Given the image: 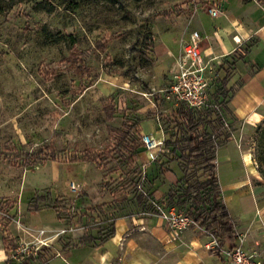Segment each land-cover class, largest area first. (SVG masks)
I'll use <instances>...</instances> for the list:
<instances>
[{"label":"rangeland","instance_id":"1","mask_svg":"<svg viewBox=\"0 0 264 264\" xmlns=\"http://www.w3.org/2000/svg\"><path fill=\"white\" fill-rule=\"evenodd\" d=\"M210 1L0 0V232L9 237L20 233L30 242L45 230L50 241L42 248H50L30 256L29 264H48L69 250L78 258L76 231L100 241L113 235L118 217L131 223L157 218L156 206L187 211L174 202L183 175L178 150L165 142L175 139L171 114L176 107L155 93L172 62L170 56H158L155 47L163 43L172 59L178 56L194 15L210 13ZM215 3L220 15L235 11L247 22L263 9L264 0ZM176 6L182 13H176ZM253 44L250 39L234 54V66ZM213 64L217 73L224 68ZM230 71L229 79L235 67ZM222 91L226 101V87ZM220 111L217 119L222 120L208 131L217 140L226 136V142H234L229 147L236 149L238 161L235 173L219 165L218 176H245L240 190L263 217L264 118L248 129L223 106ZM146 127L164 139L154 161L142 146ZM86 153H99L98 160H83ZM51 157L57 161L47 160ZM201 171L194 170L199 181L204 180ZM31 172L53 175L54 181L28 198L27 190L22 195L23 177ZM221 188L225 198L235 201L230 185ZM38 195H44L39 213L32 211ZM57 219L59 225L48 226ZM194 226L199 228H189ZM166 229L174 240L182 239L184 231ZM235 230V243L242 240L243 246L246 232L238 223ZM58 239L61 249L54 247ZM263 252L254 258L264 259Z\"/></svg>","mask_w":264,"mask_h":264},{"label":"crops","instance_id":"2","mask_svg":"<svg viewBox=\"0 0 264 264\" xmlns=\"http://www.w3.org/2000/svg\"><path fill=\"white\" fill-rule=\"evenodd\" d=\"M215 1H210L208 9H217ZM176 9V13L183 11L178 6ZM193 19V27L185 37L197 31L202 56L205 59L213 58L218 65H222L224 68L227 66L226 62L230 60L231 55L239 52L250 39L254 40V44L243 60L234 66L235 71L231 78H227L223 83L229 97L226 101L221 98L224 101V112L242 121L244 128L250 129L252 125L264 118V3L263 9L259 13H254L247 22L241 19L238 12L235 11L224 15L218 13L217 16H212L210 13L203 15L199 12V14L194 15ZM234 36L239 38L240 43L234 41ZM155 50L158 56H170V63L177 57L172 59L173 53L163 43L156 45ZM248 65L249 67L245 69ZM224 68L219 73L221 79L225 76ZM169 69L163 87L158 88L155 92L157 98L164 102L167 101L162 98L158 91L167 85ZM236 82L239 85L230 93V89ZM213 87L211 85L209 88L210 95L214 94ZM153 105L155 106V104ZM143 133L159 137L152 127L144 128ZM232 143L234 142H225L217 150V176L219 165L225 166L226 169L224 170H229L228 173L236 172L237 151L230 149L229 146ZM220 153L224 158L221 162L219 161ZM245 157L247 156L245 155ZM51 162L54 163L55 161L51 160ZM244 177L234 174L232 178L226 177V180H223L218 176V181L221 193L223 192L222 185H230L233 189L235 201H232L231 198L228 200L222 193L223 202L234 225L236 226L238 223V228L246 232L243 250L254 256L264 249V216L259 217L256 214L255 203L245 190H240L246 185ZM53 181V175L26 173L23 177L22 195L27 190L28 198H32L37 191L36 188L47 187L46 185ZM229 196L231 197L232 193ZM38 210L37 208L32 211L39 213ZM52 221L48 226L54 227L61 223L58 219ZM165 225L159 217L141 219L137 223H131L127 218L118 217L114 220L113 235L100 241L87 235L83 230L76 231V238L81 244L76 250L79 253L78 258H75L72 250L71 252L69 250L64 253V256L49 259L48 264H230V261L221 257L215 250L206 249L205 245L210 238L202 231V228L195 226L188 228L182 234V239L174 240L172 233L166 229ZM23 238L20 233L9 237L8 233L0 232V264H5L19 242H25ZM235 242L236 239L234 243H225V246L236 244ZM55 246L61 249L59 239L55 241ZM49 248H42L40 253H44ZM258 258L256 257V259ZM25 264H29V262Z\"/></svg>","mask_w":264,"mask_h":264},{"label":"trees","instance_id":"3","mask_svg":"<svg viewBox=\"0 0 264 264\" xmlns=\"http://www.w3.org/2000/svg\"><path fill=\"white\" fill-rule=\"evenodd\" d=\"M234 62L235 56L231 55L230 60L226 62L225 76L218 81L219 84L216 87L213 102L220 103L221 106L224 105V101L219 98H225L222 93L223 83L227 80L228 74L231 72L230 69L234 67ZM174 106L176 108L172 111L171 122L175 129V139L172 142L170 138L165 140L167 145L173 143L174 149L178 150V158L183 172L178 181L182 183L181 188L173 194L176 198L173 197L174 202L186 208L187 211L184 213L193 220L194 224L212 235L221 246L227 242L234 243L236 239L235 225L223 202L216 165V151L227 141V137L224 136L217 140L208 131V127L215 124L214 121L222 119H217V112L211 109H203L205 112H202V110L190 108L184 103ZM213 115L216 119H210ZM98 157L99 153H86L83 160L96 162ZM47 160L57 161L54 157ZM72 161L78 160L72 159ZM195 169L202 170L203 181L197 179V175L194 174ZM41 199H44V195L34 198L32 205L34 210L38 208V201ZM8 261L10 264H16L10 258ZM29 261L25 260L21 264Z\"/></svg>","mask_w":264,"mask_h":264},{"label":"built area","instance_id":"4","mask_svg":"<svg viewBox=\"0 0 264 264\" xmlns=\"http://www.w3.org/2000/svg\"><path fill=\"white\" fill-rule=\"evenodd\" d=\"M209 12L212 16H217L219 13L215 8H210ZM233 39L240 43L236 36ZM213 60V58L205 59L202 56L199 35L196 32L191 33L182 39L181 51L170 66L169 81L158 93L165 101L173 105L184 103L197 110L211 109L221 116V105L209 99V88L219 76ZM163 143L164 139H158L151 134H142V146L149 161L157 158ZM71 189H76L74 184H71ZM155 210L158 217L173 233H181L195 225L187 214L179 212L172 206L167 209L156 206ZM210 236L211 240L205 245L206 249L215 250L221 257L230 261V264H264V260H258L243 250L242 240L230 246H221L212 235ZM49 241L45 237V230H38L34 241L19 242L9 258L21 264L30 256L38 255L43 246H48Z\"/></svg>","mask_w":264,"mask_h":264}]
</instances>
